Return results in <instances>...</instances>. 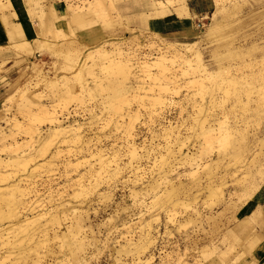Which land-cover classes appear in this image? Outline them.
<instances>
[{"label": "rangeland", "instance_id": "rangeland-1", "mask_svg": "<svg viewBox=\"0 0 264 264\" xmlns=\"http://www.w3.org/2000/svg\"><path fill=\"white\" fill-rule=\"evenodd\" d=\"M81 1L75 2L80 5ZM144 2L146 0H125L118 3V10H112L105 16L108 18L113 14L118 17L112 25L102 26L105 40L102 39L101 43H96L97 41L90 43L85 36V41L82 42L87 45V49L100 46L106 43V40L118 42L117 44L122 45L123 50L129 52L131 56L134 55L133 51L137 50L139 61L132 62L135 63L134 67H137L134 75L145 79L144 86L148 87L147 93L142 91L139 94L140 97H144L143 101L129 93L126 98L119 95L114 100L113 98L106 100L125 88L131 87L136 90L142 85L134 78L125 81L120 70H102L99 66H95L94 73L104 77L103 85L93 95H84L81 100L75 95L79 83L69 62L49 55L42 58L38 57V54L25 57L18 55L14 50H4L8 54L0 58V67L3 68V71H0V111L5 109L4 104L11 97L12 92L27 85L34 87L36 83L41 82L32 77L35 63L41 68L46 81L57 79L61 82L58 83L60 88L64 89V95L59 97L55 88L48 89L44 84L40 85L38 91L44 96L42 103L49 106L56 105L58 116L66 126L79 124L82 135L88 142V146L84 145L81 151L76 145L59 143L62 155L55 162V167L51 170L39 169L32 180L30 178L24 182L31 191L26 197V203L29 202V206L33 201L38 200L45 202L49 209L55 208L60 205L58 198L61 193L64 196L71 193V188L68 187L70 180L88 170L82 167L77 173L72 170L67 171L65 161L77 158L90 159V152L97 153L99 149H102L108 157L116 150L118 153L116 161L122 169L120 176L116 182L107 183L105 179L104 182L99 180L100 192H107L110 199L104 201L96 192H91L92 194L81 199L84 203L85 228H91L97 236V243H94L90 232L87 233L89 241L85 258L88 264H242L243 259L246 264H260L255 258L258 254L264 256V229L254 230L248 224V219L251 220V212L255 205L264 206V0H222L227 8L234 4L241 6L236 16L230 19L223 33L238 53L232 56H228L223 47L219 49V54L214 56V51L218 47V35L211 40L206 37V31L217 7L210 17L206 18L204 28L198 29L196 38L186 42L172 39L168 35L155 36V32L147 27L142 19L134 17L140 11L153 8L144 6ZM126 15L130 18H124ZM19 16L24 17L25 13L21 12ZM90 29L91 27L76 29L75 32L81 34L83 30ZM1 30L5 36L7 29L3 26ZM58 30L60 31L52 24L48 35L53 37L54 34H58ZM65 33L68 35L67 38L74 37L71 35V29ZM77 39H79L78 35ZM60 42L64 43L61 39ZM163 42L164 44L196 42L203 61L211 72H218L220 67L226 68V71L215 80L218 86L208 80H204V84L197 83L196 80L202 78V73L189 71L181 62L172 68V73L178 70L177 83L170 84L169 90L163 89L165 85L160 89V85L152 79L141 77L144 70H141V66L138 67L137 63L159 56L160 51L156 49L157 47L151 49V45L156 46ZM253 43L257 46H253ZM239 47L241 50L237 51ZM168 55L171 58L174 56L173 52ZM152 73L158 74V69L153 70ZM222 76L234 81L223 82ZM87 78L93 87L96 80L91 76ZM10 84L15 86L10 87ZM150 88L153 90L151 91ZM248 93L251 103L247 109H244L243 103L236 101L237 98L246 101ZM153 96H161L165 103L153 107L152 100L150 101ZM212 100L214 104L211 103ZM7 106L11 107L8 117H17L22 122L28 121L29 115H34L37 111L36 108H32L33 104L29 108L20 98ZM200 107L210 112L211 117H209L213 123V120L220 122L227 117L230 125L237 124L245 129L250 149L238 159L240 162L244 161L243 164L237 163L232 155L235 150H240L238 145H230L222 149L220 143H206L202 136H198L201 130L196 126V118ZM124 109L137 116L134 117L136 120L131 135L125 132L126 124L130 120L120 117ZM32 120L45 134L48 122L44 121V115L38 113ZM0 126L6 127L8 134L7 138L0 136L2 160L7 161L15 157L16 153L8 147L16 142L24 145L21 151L24 150L26 154L31 153L36 157V161L44 160L37 151L31 152L27 145L30 138L22 132L23 130L16 129L3 120L0 121ZM172 128L175 129L169 133L172 136L170 146H175L178 140L184 142L183 154L195 155L199 167L197 170L194 162L191 164L182 159L183 155L178 153L179 147L175 146L172 149L176 151V160L174 158L170 160V162L175 161L171 165L173 168L169 180L178 187V196L184 202L194 197L196 193L201 194L188 210L179 207L175 221L167 223L165 208L169 203L168 198L162 195L170 185L162 182L156 192H148V186L163 175L160 157L167 155L166 140L171 137L167 136V133ZM10 129H14L12 134ZM132 141L139 148L141 156V159L132 163L135 168L140 166L138 173L130 167L129 147ZM220 147L222 154H219ZM212 160H219L218 166L213 169L215 173L213 181L218 183L224 175L226 178L227 189L223 200L217 197L211 200L205 191H200L209 183V170L205 167L210 165ZM253 160L262 173L256 174L257 176L253 178L249 177L256 188L255 194L250 198L240 181L236 180L235 173L237 169L244 171L251 167ZM196 170L197 177L194 176ZM237 174L242 177L240 172ZM198 178H201V181ZM88 183L89 180L86 179V184ZM134 187L143 193L139 198L131 193ZM159 196L162 197L156 204V198ZM252 203L254 205L251 207ZM194 208L202 214L195 223L188 221L190 216L194 217ZM151 214L158 215L159 220L154 221L149 229L144 222L150 220ZM180 222L183 225H180ZM58 230L61 235L66 231L64 226ZM148 230L152 232L156 243L145 254L138 256L135 251L136 246L143 240ZM1 244L0 242V255L10 248ZM52 244H49L51 252L44 250L41 253L46 257L43 264H56L59 259H65L67 263V248L64 247L63 252L60 253V243ZM139 257L141 260L138 259ZM147 260L148 262L144 263Z\"/></svg>", "mask_w": 264, "mask_h": 264}, {"label": "bare ground", "instance_id": "bare-ground-1", "mask_svg": "<svg viewBox=\"0 0 264 264\" xmlns=\"http://www.w3.org/2000/svg\"><path fill=\"white\" fill-rule=\"evenodd\" d=\"M75 1L79 0H0V29L3 26L7 29V34L5 36H3V33L0 35V43L5 41L0 44V58L8 54V52L4 51L5 49H11L18 55L25 57H33L34 54H38V57L42 58L49 55L53 58L57 57L61 61L69 62V66L74 70V74L78 78L79 86L75 89V95L79 99L84 97V95H93V93L99 90L103 85L104 77H100L98 74L94 73L95 66H99L102 70L117 69L120 70L125 81L134 78L142 85L136 90H133L131 87L125 88L122 92H117L116 95L114 93V96L112 95L106 100L112 98V100H114L119 95L126 98L129 93V95L132 94L138 100L143 101L144 97H140L139 94L142 93V91L147 93L148 87L144 86L146 84L145 79H141L139 76L134 75V71H136L135 69L137 67H134L135 63L133 64L132 62L134 60L139 61V58H137V50L133 51L134 55L131 56L129 52L123 50L122 45L117 44L118 42L106 40V43L100 46L96 45L91 49L88 48L89 50L87 49V45L82 43L85 41V36L88 37L90 43L94 41H97L96 43H101L102 39L105 40L102 26H110L112 22L118 18L113 14L108 18L105 16L110 14L112 10H118V3L125 0H82L80 5H77ZM215 3L217 11L213 14L211 24L206 31V37L210 40L212 37L218 35V47H216L214 51V56L219 54V49L222 47L226 49L228 56L238 54L232 47V43L227 40V37L223 35V33L230 19L236 16V12L241 9V6L234 4L232 7L227 8L222 0H216ZM176 5L179 6V12L181 10L187 13L186 0H152L151 3L155 15H167L171 12V8ZM21 12L25 13L24 17L19 16ZM151 15H153V13H151ZM151 15H147L143 12L134 15V17L140 18V20L142 19L146 22V17H150ZM125 17L127 19L130 18L128 15L124 16V18ZM52 24L60 29V31L58 30V34H54L53 37L48 35V30ZM75 27L76 29L91 27V29L88 31L83 30L81 34H77L75 32ZM70 29L71 35L74 36L72 39L67 38L68 35L65 33ZM76 34L79 39H77ZM154 35L160 36L156 31ZM25 38L33 41H28ZM60 39L64 43H61ZM253 46L257 45L253 43ZM155 47L160 51L159 56L150 60L138 62L137 64L138 67L141 66V70H144L141 77L152 79L155 83L160 85V89L165 85L166 87L163 89L169 90L170 84L177 83L176 72H178V70L174 71V73L171 71L178 62H181L193 73H202V78L196 80V82L200 84H204V80H208L218 86L215 82L216 78L220 77V74L226 71V68L220 67L218 72H211L205 65L199 45L196 42L176 44H164L163 42V44L161 43L160 45H151V49H155ZM239 50H241L240 47L237 48V51ZM171 52L174 54L172 58L168 55ZM155 69H158V74L152 73ZM0 71H3V68L0 67ZM189 71L187 72L189 73ZM170 73L172 78L170 77ZM185 73L186 72H183V74ZM32 74L34 79L38 81L41 80V82L36 83L34 87L27 85L26 87H21L12 92L11 97H9L4 104L5 109L0 111V121L3 120L10 124V126L23 130L22 132L26 133L30 138L27 145L31 149V152L37 151L44 160L42 162L36 161L34 155L31 153L26 154L24 150L21 151L24 145H21L19 142L11 144L8 147L16 153L15 157L7 161L0 158V242L2 246L10 247L8 251L1 254L2 256L0 255V264H43L46 257L41 255V253L42 251L44 252V250L51 252V245H49L51 243H60V253L63 252L64 247L67 248L66 255L68 256V262L66 263L65 259H59L56 264H88L85 258L89 241L87 233L88 231L90 232L92 242L94 243H97V236L91 228H85L84 203H82L81 199L92 194L91 192L98 193V196L104 201L110 199V195L107 194V192H100L99 187L101 183L99 180L104 182L105 179L107 183L116 182L122 171L116 161L118 153L115 150L111 156L107 157L105 152L99 149L97 153L90 152V159L86 158L85 160H81L77 158L75 160L65 161L67 162V171L72 170L77 173L82 167L88 169H86V173H79L70 180L68 187L71 188V193L68 196H64L63 193H61L58 198L60 205H57L53 209H49L45 202L38 200L33 201V204L28 206L29 202L26 203V197L31 191L24 182L30 178L32 180L34 174L39 169L49 168V170H51L55 167V162L62 155V150L58 144L76 145L80 148V151L83 150L84 145L88 146V142L85 136L82 135L79 124L73 123L66 126L65 122L58 116V107L56 105L49 106L42 103V98L44 96L39 93V86L44 84L48 89L55 88L56 92L58 91L59 97H62V95H64V89L60 88L58 84L60 81L57 79L46 81L42 75L41 68L35 63L32 68ZM88 76L96 80L94 81L93 87H91V84L88 82ZM222 80L223 82L234 81L233 79H229V77L226 78L223 76ZM10 85V87L15 86V84ZM150 90L152 91L153 88H150ZM51 91L53 94L54 89ZM17 98H20L23 103H27L29 108L33 104L32 108L37 109L34 115H29L28 121L24 120V122H22L17 117H8L11 107L7 105L10 102H16ZM250 99V93H248L246 101L237 98L236 102L243 103L244 109H247L251 103ZM151 100L153 107L165 103L161 96H153L150 98V101ZM52 102L54 103V101ZM211 103L214 104V101L212 100ZM236 106L235 104L234 107ZM207 111L208 110L204 111L203 107L199 108L196 126L200 128L201 132L198 136H202L206 143H220L222 149L230 145H238L240 150H235L232 155L235 157L234 159H236L237 163L243 164L244 161L240 162L238 159L242 157L244 152L250 149L249 143H247L248 137L245 133V129L237 124L230 125L227 117L224 121L220 122L213 120V123L210 120V112ZM38 113L44 115V121L48 122V129L44 131L45 134L41 131V127L36 126L32 120L33 116L36 117ZM120 117H123V119L126 118L127 121L130 120V122L126 124L125 132L131 135L136 120L134 117L137 118V116L132 115L131 111L129 112V110L126 111V109H124ZM173 129L175 128H172L171 131L167 133V136H171L169 133L172 132ZM13 130L14 129L9 130L11 134ZM0 136L2 138L8 137L6 127L0 126ZM170 138H172V136L166 140L167 146L165 149L167 148V155H161L160 157L161 174L163 175L148 186V192H156L160 188L162 182L170 185L169 188L163 191L164 193L162 195L168 198L169 203V206L165 208V212L167 211V223H173L175 221L177 215L176 211L179 207L188 210L199 199L198 195L201 194L196 193L194 197L186 199V202H184L178 196V187L169 180V175L173 168L171 166L172 162L176 160V151L172 149L175 146L179 147L178 153H180L181 156L183 155V157H181L182 159H185L191 164L194 162V165H197V170L199 167L195 155L189 156L188 154H183L182 150L185 143L178 140L175 146L171 147L170 145L172 142ZM53 147L54 150H52ZM221 147L219 154H222ZM129 154L131 159L130 167L138 173L140 166L136 168L132 166L135 160L141 159L139 148L135 145L134 141L130 144ZM173 158L175 160L170 162ZM218 158H220V156ZM217 161L219 160H212V163L205 167L209 170V183L206 187L200 189V191H205L206 194H208L207 197L211 200L216 197L223 200L227 189L225 175L220 178L218 183L213 181L215 176L213 169L218 166ZM33 162L35 163L32 165ZM253 162L254 160L251 163ZM197 170L194 172V176L198 175ZM238 172L241 173L242 177L237 174ZM261 173V169H258L255 163L244 171L237 169L235 173V177H237L236 180L240 181L250 198L255 194L256 188H254V183L250 181L251 179L249 177L251 176V178H253L257 176L256 174L260 175ZM86 179L89 180L88 185L86 184ZM198 180L201 181V178H198ZM135 184L136 181L134 182V185ZM109 187H111V184H109ZM131 193L136 198L143 195V193L135 187L132 189ZM162 196L156 198V204L157 200ZM211 205L212 203L210 206ZM253 205L254 203H252L251 207ZM201 215V212L194 208V217L190 216L188 221L195 223L199 220ZM149 219L148 221L145 220L144 223H146L150 229L152 223L159 219L158 215L153 214L150 215ZM242 224L244 225V223ZM248 224L254 230L257 229L250 219H248ZM180 225H183L182 222H180ZM62 226H64L66 231L61 235L58 229H61ZM145 233L143 240L139 242V245H137L135 249L138 256L142 253L145 254V252L156 243V239L152 236L150 230ZM256 239H258V237H256ZM138 259H140V257ZM255 260L260 264H264V256L261 254H258ZM141 262L142 261H140V263ZM147 262L148 260L144 263ZM243 263L246 264L247 262L243 259L242 264Z\"/></svg>", "mask_w": 264, "mask_h": 264}, {"label": "crops", "instance_id": "crops-1", "mask_svg": "<svg viewBox=\"0 0 264 264\" xmlns=\"http://www.w3.org/2000/svg\"><path fill=\"white\" fill-rule=\"evenodd\" d=\"M152 0H146L144 6L151 7ZM187 13L179 12V6L171 8V12L167 15H155L154 8L145 9L139 13L151 15L146 17L144 24L150 27L152 31H156L160 35H168L172 39L191 42L197 34V24L205 23L206 18L216 9L215 0H186ZM137 13V14H139ZM3 31L0 29V35ZM4 36V33H3ZM251 221L257 229H264V206L255 205L251 212Z\"/></svg>", "mask_w": 264, "mask_h": 264}, {"label": "built area", "instance_id": "built-area-1", "mask_svg": "<svg viewBox=\"0 0 264 264\" xmlns=\"http://www.w3.org/2000/svg\"><path fill=\"white\" fill-rule=\"evenodd\" d=\"M204 26H205V24L204 23H201V22H199L198 24H197V29H203L204 28Z\"/></svg>", "mask_w": 264, "mask_h": 264}]
</instances>
